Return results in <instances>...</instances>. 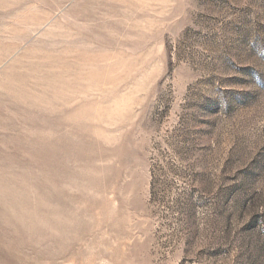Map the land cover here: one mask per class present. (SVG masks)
Returning <instances> with one entry per match:
<instances>
[{
    "label": "rangeland",
    "instance_id": "1",
    "mask_svg": "<svg viewBox=\"0 0 264 264\" xmlns=\"http://www.w3.org/2000/svg\"><path fill=\"white\" fill-rule=\"evenodd\" d=\"M0 264H264V0H0Z\"/></svg>",
    "mask_w": 264,
    "mask_h": 264
}]
</instances>
